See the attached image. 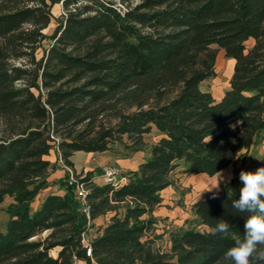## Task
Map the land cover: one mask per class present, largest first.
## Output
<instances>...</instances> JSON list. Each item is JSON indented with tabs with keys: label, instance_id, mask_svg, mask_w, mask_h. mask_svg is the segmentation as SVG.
<instances>
[{
	"label": "trees",
	"instance_id": "1",
	"mask_svg": "<svg viewBox=\"0 0 264 264\" xmlns=\"http://www.w3.org/2000/svg\"><path fill=\"white\" fill-rule=\"evenodd\" d=\"M213 44L234 60L219 100L201 88L214 74ZM152 130L160 136L149 156L122 184L77 174L90 220L115 210L91 241L94 261L230 264L224 253L248 215L232 208L239 173L192 204L194 219L169 232L167 251L143 235L176 168L212 176L264 132V0H0V203L12 198L0 264H71L73 254L90 264L74 201L50 193L31 208L56 169L45 157L54 150L73 168L76 151L127 156ZM220 221L228 233L214 232Z\"/></svg>",
	"mask_w": 264,
	"mask_h": 264
},
{
	"label": "crops",
	"instance_id": "2",
	"mask_svg": "<svg viewBox=\"0 0 264 264\" xmlns=\"http://www.w3.org/2000/svg\"><path fill=\"white\" fill-rule=\"evenodd\" d=\"M231 62L234 64V60L231 58ZM224 92L219 94L218 96H213L216 100H219L220 97L223 95ZM160 135H157V138ZM156 140V139H155ZM154 140V141H155ZM153 141V142H154ZM152 142V143H153ZM151 143V144H152ZM145 145L142 150L132 153L130 155H122L120 153H114L111 151H103V152H85V151H76L72 156L73 161V168L71 170L75 174H83L86 172L91 173V179L95 183H102V169L103 166L106 164H113L119 168L120 172L126 176L129 174L130 171H134L138 168L139 162L148 157L150 154V146ZM254 144L249 148L248 151L252 149ZM78 154V163L74 161V155ZM50 162H56L60 164V167H56L55 170L51 171L47 177L49 185L40 190L38 194L35 196L34 200L31 202L32 210L38 208L42 200L50 193H58L61 194L66 200L70 202H75L74 195L66 188L65 184L60 183L57 181V178L60 176L66 178L67 177V170L65 169L64 165L61 163L60 159L57 157V154L54 150H51L49 155L45 157ZM264 163V159L257 161L254 165L251 166L250 170H255L259 164ZM242 162L236 161L234 164L230 163L217 173L212 176H209L205 173H182L181 167L176 168L172 173L173 184L165 187L161 190V202L157 205L152 213L151 217L154 218L155 226H162L163 223L169 224L168 226H172L173 228H178L180 226H186L184 223L188 219H194V214L192 212L191 206L192 204L201 198H205L212 194L213 192L217 191V189H213L212 192H207L211 187L216 186L219 184L220 189L224 184H226L229 179V175L231 177L234 173H240V169L242 168ZM221 174V175H220ZM125 180V181H126ZM191 185L192 188L195 190H199V195L197 197H191V193L185 192L181 194L179 191L180 189L183 190L184 186ZM192 189V191L194 190ZM193 198V199H192ZM182 199V201H180ZM12 198L10 196H6L4 200L0 203V231L5 229L8 214L6 213L5 209L8 203ZM123 206L118 207L116 210L118 214H122ZM115 213L114 211H108L105 214L99 215L89 221L88 224L85 225L87 232L93 231V236L88 237L91 241L92 239L101 233L102 228L109 222L110 217ZM145 218L148 217L146 214ZM168 227L167 225H165ZM201 228H203L201 226ZM163 232L166 229H161ZM171 231V230H170ZM169 231V232H170ZM168 232V233H169ZM47 232H42L41 236H44ZM88 234V233H87ZM166 245L167 251L170 247V240L168 234V241ZM58 248H53L50 251V254L55 256L57 253Z\"/></svg>",
	"mask_w": 264,
	"mask_h": 264
},
{
	"label": "clouds",
	"instance_id": "3",
	"mask_svg": "<svg viewBox=\"0 0 264 264\" xmlns=\"http://www.w3.org/2000/svg\"><path fill=\"white\" fill-rule=\"evenodd\" d=\"M228 179H231V175ZM239 180L242 187L239 199L232 200V208L248 215L243 236L232 235L234 244L225 251L224 259L230 264H264V167L255 171L241 170ZM218 188L219 184L206 191L212 192ZM229 227L227 222L220 221L214 232L226 234Z\"/></svg>",
	"mask_w": 264,
	"mask_h": 264
},
{
	"label": "rangeland",
	"instance_id": "4",
	"mask_svg": "<svg viewBox=\"0 0 264 264\" xmlns=\"http://www.w3.org/2000/svg\"><path fill=\"white\" fill-rule=\"evenodd\" d=\"M51 11L53 15L57 17L62 12L60 3L54 4L52 6ZM53 27H54V21H52L48 26V28H46L44 31L49 33ZM250 44L251 41L246 42L247 46H249ZM211 47L216 50L214 74L202 81L201 88L203 90L210 91L212 96L216 97L228 88L229 79L231 77L233 70V63L231 62V58L226 57L224 55V51L220 49L217 45L213 44L211 45ZM155 139H157V134L154 130H152L149 134L145 136V141L147 145L151 144ZM78 158H79L78 154H75L74 161L76 163L79 162ZM261 159H264V132L258 135L254 143V146L250 151L245 152L244 154H242V156L238 157L231 163L234 164L236 161H241L243 167L240 170L247 171L248 169L251 168L252 165H254L255 162L260 161ZM55 164L57 168L60 167V164L56 162ZM64 180L65 178L62 176H60V178H57V181H59L60 183H64ZM192 189L194 188H192V186L189 185V186H184L183 190L180 189L179 191L181 192V194L188 192L191 193V197L193 198L197 197L200 191L195 189L192 191ZM180 201H182V199H180ZM186 221H189L190 223L192 221V218ZM161 224L164 225L159 227L152 225V227L147 232L144 233L143 239H147L151 243L152 247L158 248L161 251H165L166 245L168 244L167 243L168 234H169L168 232L176 228H173L172 226H168L169 224L167 223L162 222ZM165 225H167L168 227H166ZM161 229H166V231L163 232ZM87 233H88L87 236L89 238L92 237L94 234L93 231L91 232L88 231Z\"/></svg>",
	"mask_w": 264,
	"mask_h": 264
},
{
	"label": "built area",
	"instance_id": "5",
	"mask_svg": "<svg viewBox=\"0 0 264 264\" xmlns=\"http://www.w3.org/2000/svg\"><path fill=\"white\" fill-rule=\"evenodd\" d=\"M64 167L67 170V177L65 178L66 186L74 195L78 214L83 215L86 218V224H88L90 221L91 211L90 204L87 198L89 188L80 180L81 176L75 174L71 170V168L65 165ZM101 178L103 183H108L113 186H118L126 180V177L120 172L119 168L113 164H106L103 166ZM86 231L87 230L85 228V231L81 233L79 247L82 250L84 256L86 258H89V263L96 264L92 257L91 240L88 238ZM71 264L87 263L85 258L81 259L77 255L73 254Z\"/></svg>",
	"mask_w": 264,
	"mask_h": 264
}]
</instances>
